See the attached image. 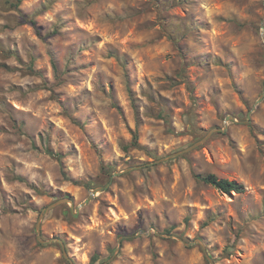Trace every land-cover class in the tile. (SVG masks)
I'll return each mask as SVG.
<instances>
[{
    "label": "rangeland",
    "instance_id": "374dc122",
    "mask_svg": "<svg viewBox=\"0 0 264 264\" xmlns=\"http://www.w3.org/2000/svg\"><path fill=\"white\" fill-rule=\"evenodd\" d=\"M9 2L0 264H264V0Z\"/></svg>",
    "mask_w": 264,
    "mask_h": 264
},
{
    "label": "trees",
    "instance_id": "16d2710c",
    "mask_svg": "<svg viewBox=\"0 0 264 264\" xmlns=\"http://www.w3.org/2000/svg\"><path fill=\"white\" fill-rule=\"evenodd\" d=\"M22 2L23 0H17V2L15 3L9 2V4L12 8L18 9L20 5L22 4ZM160 118H162L165 121L166 125L168 126V132L171 134H175V131L170 128V123H169V120L166 118V116L161 115ZM132 146L139 148L136 137H135V140ZM129 148L130 147H126V149H129ZM113 172H114V169L112 167L104 166V165L102 166L103 175L110 177L113 174ZM195 178L197 179V181L203 184H206L208 186H211L223 194L232 195L233 193L242 194L245 192V188L243 185L238 184L236 182L226 180V179H221L215 174H204V175L198 174V175H195ZM85 186L88 188H92L95 186V182H89L85 184ZM166 232L168 234L171 233L170 231H166ZM97 261H98V257L97 256L93 257V264H95Z\"/></svg>",
    "mask_w": 264,
    "mask_h": 264
},
{
    "label": "water",
    "instance_id": "95a60500",
    "mask_svg": "<svg viewBox=\"0 0 264 264\" xmlns=\"http://www.w3.org/2000/svg\"><path fill=\"white\" fill-rule=\"evenodd\" d=\"M262 36H263V38H264V22H263V24H262ZM263 99H264V93H263V95L261 96L259 102H261ZM259 102H258V103H259ZM250 114H251V113H250ZM231 121L236 122V119H235L234 117H232V116H228V117L226 118V126H225L224 128H215V129L212 130L210 133H208V135H207L206 137H204L202 140H200L199 142L195 143V144L192 145L191 147H188L187 149H185V150H183V151H181V152H178V153H175V154L169 155V156H167V157H164L163 159H161V160H159V161H156V162H154V163H151L150 165H152V164H159V163H161V162H165V161H167V160H170V159H173V158H176V157H179V156H181V155H184V154L189 153L190 151L196 149L198 146H200V145H202L203 143H205V142H206L211 136H213L214 133H217V132H220V133L222 132V133H224V132H226V130H227V125H228V123L231 122ZM128 170H131V169H128ZM120 174H123V173H116V175H120ZM110 184H111V183H110ZM108 186H109V185H108ZM108 186H107V187H108ZM107 187H99V188H95V189H93V190L91 191L90 197H89L84 203L81 204V207H84L85 205L89 204V203L91 202V200H93V199L98 195L99 192L105 190ZM62 204H70V205L72 206V210H73V208H74V206H75V203H74V201H73L72 199L64 198V199H61V200L57 201L56 203H53L52 205H50L48 208H46V211L48 212V211H50L51 209H53V208H55V207H57V206H59V205H62ZM38 232H39V233L41 232V226H40V223H38ZM150 234H151V233H145V235H150ZM157 234L160 235V236H164L163 234H159V233H157ZM40 235H41V234H40ZM168 237H173V236H168ZM123 238H124V239H127V238H129V237H122L121 240H120V243H121V241L123 240ZM43 243H48V242H45V241H44ZM185 244H186L188 247H191V246L195 245L196 242H190V243H185ZM202 247H203V249H204V251H205V255H206V257L208 258V260H209L212 264H214L213 260L208 256V254H207V250H206L205 246L202 245ZM117 250H119V249H117Z\"/></svg>",
    "mask_w": 264,
    "mask_h": 264
}]
</instances>
